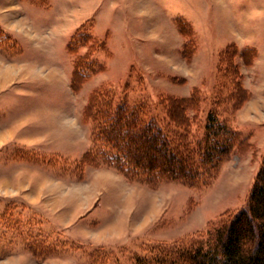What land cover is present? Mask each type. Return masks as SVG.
I'll list each match as a JSON object with an SVG mask.
<instances>
[{"label": "rangeland", "instance_id": "rangeland-1", "mask_svg": "<svg viewBox=\"0 0 264 264\" xmlns=\"http://www.w3.org/2000/svg\"><path fill=\"white\" fill-rule=\"evenodd\" d=\"M102 90L176 133L195 95L185 128L216 108L244 141L206 186L130 181L86 158ZM263 156L264 0H0V264H156L246 204Z\"/></svg>", "mask_w": 264, "mask_h": 264}, {"label": "trees", "instance_id": "trees-1", "mask_svg": "<svg viewBox=\"0 0 264 264\" xmlns=\"http://www.w3.org/2000/svg\"><path fill=\"white\" fill-rule=\"evenodd\" d=\"M73 79L75 88L76 75ZM113 99L111 92L102 90L92 96L86 108V117L98 123L94 149L86 158L116 169L130 181L156 185L163 180H181L206 186L244 141L216 108L209 111L202 133L185 128L186 101L194 103L195 95L178 101L182 114L175 119L183 128L178 133L149 116L144 105L115 104ZM151 262L264 264V156L242 208L219 222L207 236L159 251Z\"/></svg>", "mask_w": 264, "mask_h": 264}]
</instances>
